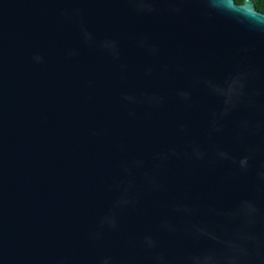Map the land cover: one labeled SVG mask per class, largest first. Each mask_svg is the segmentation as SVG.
I'll return each mask as SVG.
<instances>
[{"label":"water","instance_id":"obj_1","mask_svg":"<svg viewBox=\"0 0 264 264\" xmlns=\"http://www.w3.org/2000/svg\"><path fill=\"white\" fill-rule=\"evenodd\" d=\"M0 264H264V14L0 0Z\"/></svg>","mask_w":264,"mask_h":264},{"label":"trees","instance_id":"obj_2","mask_svg":"<svg viewBox=\"0 0 264 264\" xmlns=\"http://www.w3.org/2000/svg\"><path fill=\"white\" fill-rule=\"evenodd\" d=\"M236 4H241L242 0H233ZM255 11L264 14V0H250Z\"/></svg>","mask_w":264,"mask_h":264}]
</instances>
